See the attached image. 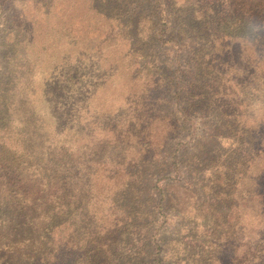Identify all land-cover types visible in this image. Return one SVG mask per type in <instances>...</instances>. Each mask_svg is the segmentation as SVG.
<instances>
[{
	"label": "trees",
	"instance_id": "1",
	"mask_svg": "<svg viewBox=\"0 0 264 264\" xmlns=\"http://www.w3.org/2000/svg\"><path fill=\"white\" fill-rule=\"evenodd\" d=\"M3 3V27L14 38L12 50L0 52V131L19 124L31 130L22 140L33 139L46 151L44 167L64 159L69 180L79 188L68 191L69 197L82 195L66 226L54 207L58 173L46 177L48 195L56 200L48 223L41 222L40 190L34 187L31 198L0 208V227L9 229L5 236L13 242L15 263H117L103 250L116 235L108 244L104 230L88 235L107 217L116 218L114 204L121 199L126 217L121 228L141 236L130 259L120 264H143L139 255L160 246L162 257L172 254L164 264H264V0ZM3 40L0 36V44L11 48ZM93 44L98 72L88 71L82 84L74 62L81 63ZM57 66H63L64 80L57 95L52 92L56 106L46 110L50 85L30 90L26 99L34 110L25 111L33 119L16 123L18 69L49 75ZM44 119L48 135H34ZM62 130L70 135L62 138ZM96 130L110 134L112 149H90ZM226 136L247 149L223 160L217 148ZM174 140H187L188 147L176 148ZM257 158L262 169L253 172ZM216 167H222L219 176L209 172ZM34 172L28 188L39 182ZM10 184L17 186L3 184L9 192H29ZM163 212L168 219L161 234L171 236L169 245L194 235L198 251L190 253L185 244L179 253L170 251L150 234ZM250 220L260 223L254 236L247 234ZM190 225L200 233L187 229ZM21 235L23 242L16 243Z\"/></svg>",
	"mask_w": 264,
	"mask_h": 264
},
{
	"label": "rangeland",
	"instance_id": "2",
	"mask_svg": "<svg viewBox=\"0 0 264 264\" xmlns=\"http://www.w3.org/2000/svg\"><path fill=\"white\" fill-rule=\"evenodd\" d=\"M3 0H0V29L3 30L1 32L0 30V36L4 37L5 41L4 43L8 46L11 47V42L14 38V33L13 31H8L4 30L7 28V26L3 27L4 19L2 18L1 15H3L6 7V4H2ZM14 47V46H13ZM96 46L93 44V46L88 47V49L85 52V56L82 59V62H74L76 64H79V66H74L73 68L78 71V74L83 77V83L85 84V81L87 80L86 73L88 71H97L98 68L95 63L96 59V52H95ZM14 49L19 50V47H15ZM6 50L11 51L12 47L7 49V47H3L0 44V52H6ZM16 63L20 62L19 57L16 55ZM73 63V64H74ZM1 65V64H0ZM92 65V66H91ZM1 67V66H0ZM11 68V67H10ZM64 68L63 66H57L52 70V72L47 75L44 72H28L23 71V69H18L17 73H19V77L16 76L17 83H15V88L16 89V94L14 96V111L13 115L15 118L16 123L25 121L26 119H33V116H30V112L25 111L26 109L34 110V106L31 104V100L29 101L26 99V95L28 91L30 90H38L39 88H45L47 85L51 86V90L47 93V99L48 102H46V107L48 110V107H55L56 102L58 101L56 98H54L53 93L57 95V92L60 90V86L62 85L61 81L64 80ZM18 75V74H17ZM93 80L95 78H92ZM35 81V83H33ZM60 81L59 84H54V82ZM21 91L23 97L21 94L19 95L18 92ZM20 92V93H21ZM24 92V94H23ZM53 92V93H52ZM67 99V97H66ZM1 101V99H0ZM36 101V99H34ZM67 118V116H62V118ZM65 120V119H64ZM85 120H81L82 123H84ZM66 122V120H65ZM15 123V125H16ZM20 125V124H19ZM16 128L15 126H11L8 130H5L4 132L0 131V208H3V206L7 202H21L24 201V199L31 198L29 195L33 194L35 191L34 188H37L40 190V192L36 195H39L38 202L41 205L42 208V216H41V222L48 223L54 213L53 209V204L56 201L52 195H48V187L46 185V177H51L54 173H58L59 175V180L57 182L58 187V193L57 195L58 202L54 204V207L57 209V212L59 213V220L65 225V222L69 219V217L72 215L70 211L71 209H75L76 205H80L82 201V195L77 194V197L72 198L69 197V192L72 190L75 193H78V186L75 184V180H69L68 178V169L66 167V163H64V159L62 160V165L60 164L59 166H52V163H55L56 161L52 160V163H47V166L44 167V164L47 162L46 161V151L44 149H39L37 144L34 143L33 139L29 141L28 140H22V137H27L28 133L31 132V130H22L21 126ZM48 119H44V122L40 125L38 129H35L32 131L34 135H48ZM70 135V132L67 130H62L61 137L66 138L67 136ZM106 137H111L110 134L102 133L100 130H96L90 138L91 145L89 146L90 149H112L114 144L112 143V140H107ZM237 141L241 140L240 137L236 138ZM187 140H174L175 147L176 148H187L188 143H186ZM235 139H230V136H226L222 139L221 145L217 149H223L222 154L224 155L222 159H226L227 154H230L232 156H236L237 153L242 152L240 150L247 149L246 147L243 146H236L235 145ZM80 149H86V148H80ZM32 158L35 159L33 162ZM262 159L257 158L254 162V165L252 167L253 172H258L262 169ZM37 166H39L37 168ZM43 168H40L42 167ZM27 168V170H26ZM222 170V167L220 168H214L210 169L209 172H212L211 174L215 176H219L220 171ZM35 171L34 173L39 176V182H37L34 186L29 187L30 184L26 183V180H29L34 176L30 174L31 172ZM28 173V176H27ZM28 178V179H27ZM10 181L14 182V184H10L11 188H17L21 186L23 189L28 188L29 192L26 194H23V192L20 194V192L13 193L9 192L8 188H5L6 182ZM40 182L43 183V185L40 184ZM34 187V188H33ZM69 191V192H68ZM206 192V191H205ZM206 194H208L206 192ZM209 195V194H208ZM67 201V202H66ZM75 202V203H74ZM69 208H68V206ZM75 205V206H74ZM112 205V204H111ZM116 206V210L114 212L115 214V219H113L111 216L107 217L101 224L102 226L96 227L97 230L92 231L89 233L88 237L95 238L97 235L96 233H100L99 231H105V235L103 237V243L106 242L108 244L109 242V237L112 235L115 236L113 245H110L108 251L107 249H103L104 252L108 255H110L111 260L117 261L115 264H120L124 261H128L131 257V254L133 253L134 250V243H136V239H139V235L141 236V232L139 231H133L131 228L126 227L124 229L121 228V222L120 220H126L125 215L123 214L124 212V201L119 199L115 202L114 204ZM108 206H110L108 204ZM60 208V209H59ZM253 210L256 209L255 207L252 208ZM160 214V213H159ZM79 218H82L83 215L79 212L78 214ZM167 219L165 212L159 215V221L152 225L150 228V234L156 235V238L159 240L160 245H164L166 243V248L170 251H175V252H181L183 248V244L187 246V251L190 253L194 251H198L196 248V238L192 239V236H187L184 237V239L181 241V243L177 242L174 243V248L173 244L169 245L171 243L170 237L171 236H166V234H161L163 229H166L167 227ZM253 219V218H252ZM251 221V220H250ZM161 223V224H160ZM2 224V223H1ZM4 225V224H3ZM2 225V226H3ZM5 226V225H4ZM260 227V223L257 222H249L248 227H247V234L249 236H254L256 235V230ZM114 229V232H111L110 229ZM195 229L192 230L195 235H198L199 229L195 228L193 225L188 226L187 229ZM187 229H182L183 231H186ZM99 230V231H98ZM119 230H121L120 233ZM5 231H9V229L6 227ZM5 231L3 227H0V264H16L15 259L13 257L14 253H11V249H9V246L13 244V242H8L7 236H5ZM113 231V230H112ZM25 235V234H24ZM24 235L20 236L19 240H14L16 243H19V241L23 242ZM179 237V236H178ZM182 238V234H181ZM165 239V241H164ZM108 241V242H107ZM195 242V243H194ZM11 243V244H10ZM196 244V245H195ZM17 246V245H16ZM157 251V252H155ZM162 249L160 246V250L158 251L157 249L152 248L151 250H145V254H141L139 256L143 257V264H164V259L165 257H168L170 254L168 252L167 256L164 255L162 257ZM172 255V254H171ZM98 258V257H97ZM104 256L102 258L96 259L100 263L103 260ZM164 258V259H163ZM173 260V259H172ZM172 260L167 259L166 261L172 262ZM92 262V261H91ZM93 263V262H92Z\"/></svg>",
	"mask_w": 264,
	"mask_h": 264
}]
</instances>
